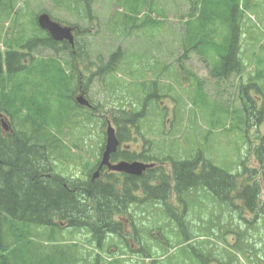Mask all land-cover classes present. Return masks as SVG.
<instances>
[{
  "label": "rangeland",
  "instance_id": "obj_1",
  "mask_svg": "<svg viewBox=\"0 0 264 264\" xmlns=\"http://www.w3.org/2000/svg\"><path fill=\"white\" fill-rule=\"evenodd\" d=\"M85 1L81 0L79 5H89L91 13L87 16L75 3L69 4L66 0L65 3L69 6L67 8L78 9V12L71 15L69 13L71 11H68L69 9L64 5L55 8L50 0H16L11 19L5 12L9 1L1 2L0 50L2 52L5 48H15V44L26 43L35 35L42 37L40 34L43 33L35 27L34 19L40 13H47L52 19L74 27L78 34L76 40L79 45L85 47L86 57L91 61L93 73L97 67L107 64L108 55L118 47L124 51V62L119 65V70L105 75L107 77L96 76L99 82L93 80L89 87L86 98L96 107L91 120H78L77 126L80 123L84 124L78 127L67 121L62 134L52 130L59 136L58 145L63 154L55 159L58 151H53L52 172L65 178L86 180L103 145L105 130L103 120L110 121V116L116 115L114 112L116 110L125 109L133 112L131 101L136 104L135 109L140 110L146 95L159 94L157 99L149 100L145 104V114L140 118L139 128L137 132L133 131L132 137L135 141L127 143L130 149L137 153L148 150L153 155L156 153L159 159L168 161L175 160L178 156L189 158L199 154L202 162L208 160L214 166L231 174H239L238 187L254 185L259 193L258 202L261 206L264 205L263 164L258 161L255 153V149L259 146V138L264 135V120L256 126L248 128L242 126V123L246 121L243 111L244 108L249 107L250 101L246 98L247 96L242 98L240 90L241 87H246V94L253 101V105L255 104L258 109L264 107V0H240L244 8L243 21L240 22V60L244 66L240 75L221 82L209 77L208 66L196 54H188L186 59L182 58L181 37L184 27L182 22L184 23L190 13L189 0H153L151 15L147 13L151 1L148 0L149 2L144 5H142L143 1L140 2L138 6L142 5L143 8L139 12L141 18L138 20L141 22L147 14L148 18L144 19L149 21V24L142 25L139 22L137 29L126 30L124 33L119 28L118 20H115L114 26L111 24L114 18L111 14L116 11L118 13L113 0ZM156 20L162 24L156 25ZM85 29L89 30L87 34H92L93 39L84 37ZM32 54L36 59L50 58L53 55L50 51L40 48L34 50ZM98 55L101 60L96 61ZM67 58V56L59 55L56 59L65 63ZM190 75L202 82L201 90L197 87L196 81L190 79ZM153 80L157 83H151ZM140 82L144 83V87H139ZM163 111L166 112L165 116ZM84 112L86 111L75 109L72 114H86ZM232 112L235 114L233 115ZM3 119L7 126L13 127L10 118L5 119L4 116ZM252 121H248V124L251 125ZM15 128L19 130L18 126ZM171 144L172 147H170ZM174 146L176 149L173 148ZM156 164L158 167H163L164 174L167 175L168 180H171L169 166L158 160ZM197 191L200 190H192L182 195L188 206L184 211L179 208L178 210H181L179 213L175 211L177 219L182 221V224H187L186 229H182L186 231L184 236L180 234L178 230L180 227L177 228L173 217L168 218L159 205L154 206L153 203L144 202L141 199L138 201L140 202L138 206L131 208L130 211L131 219L135 222V230L128 228V232L135 235V246L129 240L132 238L131 235H128L129 242L126 244L122 243L120 238L118 240L107 237L104 244L106 248H103H109L113 257L123 258L121 261L118 260L117 264H151L152 260L161 262V257L164 255L162 253L176 244L177 248L169 251L171 257H167L170 259L168 264H183L179 259L184 253H189L186 245L197 247L200 240L197 236L192 240L188 239L186 244L182 240L189 233L196 231L194 225L198 224H189V222H196L199 216L205 217V226L211 228L210 223L219 216L221 226L226 229L217 231L215 227H212V230L225 240L218 242L212 237L202 238L207 240L206 246H209L214 254L222 252L229 255L235 254L237 258L228 257L235 261L234 264H248L243 254L233 253L231 246L234 245V236L225 237V235L233 230L245 232L250 236L252 232V241L256 247H259L257 257L264 261V250H261L264 231L258 233L257 226H253V224L257 225L254 222L256 214L249 216L240 202L236 203V205L239 204L236 207L228 204L222 209L217 201L208 197L204 199L208 196L205 191L201 192V195H196ZM171 194L167 202L169 203L172 199L173 205L177 206L173 189ZM202 195H205L202 199L203 204L199 205L198 200ZM211 195L215 200H223V196H217L213 192ZM222 210L231 213L237 222L233 221L230 214L223 213ZM241 216L251 218L253 220L251 225H245L246 221ZM2 225L1 229L8 234L11 224L5 222ZM31 230L37 235L46 233L39 228L31 227ZM56 238V243H65L66 247L70 246V242H75L78 245V253L89 264L93 263L96 248L84 244L85 231L62 230ZM9 241L11 239L8 236L6 242ZM141 248L145 253L152 254V257L150 259L138 257L136 253L142 250ZM100 255L103 258L107 257L104 251H100ZM28 260L29 257H25L22 261ZM9 261L12 262V256L8 258L7 262ZM163 264H167L166 260ZM185 264H196V262L191 260V263Z\"/></svg>",
  "mask_w": 264,
  "mask_h": 264
},
{
  "label": "trees",
  "instance_id": "obj_2",
  "mask_svg": "<svg viewBox=\"0 0 264 264\" xmlns=\"http://www.w3.org/2000/svg\"><path fill=\"white\" fill-rule=\"evenodd\" d=\"M63 1L51 0L54 5H60ZM142 1V5L149 2L115 0L117 6L127 12L122 22L124 29L138 28L137 17L143 8L138 4ZM150 1L151 6L147 11L149 15L153 14L154 4L153 0ZM189 1L190 13L187 20L182 22L184 26L181 37L182 58L186 59L188 54H196L208 66L209 77L216 81H227L231 76L240 74L243 67L239 55L240 22L243 18L240 0ZM85 7L86 15H89L88 4ZM145 17L148 18L147 14ZM144 18L141 24H149ZM155 22L156 25L162 24L158 20ZM16 47L24 52L15 51L13 48H9L4 54L0 52V114L21 120L19 124L16 122L19 130L12 129L10 133L4 132L0 125V264H47L46 262L60 264L58 247H51L46 253L47 249L44 248L43 242L39 241L41 235L33 233L31 227L43 228L48 233L43 238L45 243L54 242L57 233L63 229L61 224H66V228L79 232L85 231L86 238L89 236L87 243H95L97 239L100 242L107 234H118L121 227L112 223V217L124 214L128 206L136 204L139 193L143 196L144 202L165 206L171 191V183L178 194L205 188L217 196L223 195L224 200L221 199L220 203L224 206L225 200L233 199L231 194L233 191H240L237 197L243 199L246 205L251 204L250 200L257 195L254 185L238 187L239 174H231L207 160H204L201 169H198L199 163H202L199 154L190 159L172 160L171 180H168L161 168L151 169L139 178L124 177V180L107 177L104 180L91 181L89 177L81 180L53 174L49 167L52 161L47 157V149L53 152L58 151L60 147L58 139L51 133L52 130L58 132L66 120L73 124L74 120L83 118L81 114H73L71 117L73 103L70 94L77 68L70 63L85 58L84 48L73 50L67 44L60 46L49 37L44 39L34 37L33 40L18 44ZM39 47L49 49L55 55L67 52L66 69L69 75L65 74L66 69L59 66L55 59H35L31 54ZM123 56L124 52L118 47L109 55L107 64L98 68L95 76L102 77L115 72ZM26 58L30 60L28 64ZM190 76L201 90L202 82ZM27 86L29 90H26ZM244 89L245 97L247 94ZM246 98L250 105L244 108L246 121L242 126L248 128L263 122L264 107L258 109L248 96ZM23 110L26 111L25 114ZM142 116V113L124 109V116L120 120L114 118L113 122L120 126L121 131L136 127ZM248 121H252V124L249 125ZM118 138L119 140L123 138L120 132ZM258 145L255 153L258 161L263 164L264 177V136L259 138ZM118 157L114 155L112 159ZM124 157L128 159L127 154ZM139 158L148 160L144 154ZM46 173L50 177H46ZM218 190L226 192L221 193ZM5 222H11L12 225L8 234L1 229ZM8 236L11 241L6 242ZM61 254L64 258L67 252L62 250ZM11 256L12 262L8 263L7 260ZM25 257H29L27 262L22 261Z\"/></svg>",
  "mask_w": 264,
  "mask_h": 264
},
{
  "label": "water",
  "instance_id": "obj_3",
  "mask_svg": "<svg viewBox=\"0 0 264 264\" xmlns=\"http://www.w3.org/2000/svg\"><path fill=\"white\" fill-rule=\"evenodd\" d=\"M37 22L40 28L46 30L51 38L55 41H63L66 40L70 44L73 43V37L71 35V30L69 28L61 27L59 24L52 22L46 14H42L38 17ZM81 105H87L85 101L82 99L77 100ZM4 129L5 126L3 125ZM117 146V141L114 137V132L112 129H108L107 131V146L106 152L103 155L102 165H108V156L111 152L115 150ZM147 168L146 165L140 163H132L130 165L125 163H120L116 166H109V169L116 172H125L131 175L139 176L142 171Z\"/></svg>",
  "mask_w": 264,
  "mask_h": 264
},
{
  "label": "flooded vegetation",
  "instance_id": "obj_4",
  "mask_svg": "<svg viewBox=\"0 0 264 264\" xmlns=\"http://www.w3.org/2000/svg\"><path fill=\"white\" fill-rule=\"evenodd\" d=\"M249 216L256 214L254 222L258 224H264V205H253L247 208H243ZM247 222H253L251 218L246 217Z\"/></svg>",
  "mask_w": 264,
  "mask_h": 264
},
{
  "label": "bare ground",
  "instance_id": "obj_5",
  "mask_svg": "<svg viewBox=\"0 0 264 264\" xmlns=\"http://www.w3.org/2000/svg\"><path fill=\"white\" fill-rule=\"evenodd\" d=\"M86 2V1H85ZM55 3H56V1H55ZM89 6V5H88ZM202 7V6H201ZM201 14V13H200ZM208 24V23H207ZM217 29V28H216ZM202 30V29H201ZM199 32V31H198ZM235 32H236V30H235ZM231 35V34H230ZM194 36H196V35H194ZM200 36H202V34L200 35ZM232 36V35H231ZM200 38V37H199ZM217 56V55H216ZM213 66V65H212ZM212 77V76H211ZM226 80V79H225ZM218 81H220V80H218ZM221 82V81H220ZM264 112V111H263ZM264 115V114H263ZM263 121V120H262ZM124 126V125H123ZM123 139V138H122ZM33 151V150H32ZM40 157V156H39ZM48 157V156H47ZM61 157V156H60ZM38 158V157H37ZM42 158V157H41ZM64 158V157H63ZM39 159V158H38ZM45 163V162H44ZM39 166V165H38ZM49 167H51V166H49ZM50 169H53V167H51ZM47 170V169H46ZM229 170V169H228ZM43 172H45V171H43ZM212 172V171H211ZM40 175V174H39ZM46 175H47V173H46ZM224 175V174H223ZM259 175V174H258ZM257 175V176H258ZM176 176V175H175ZM221 178V177H220ZM52 180V179H51ZM228 181V180H227ZM52 182V181H51ZM189 182V181H188ZM229 183V182H228ZM55 184V183H54ZM190 184V183H189ZM198 184V183H197ZM178 185V184H177ZM184 185V184H183ZM187 185V184H186ZM180 186V185H179ZM197 186V185H196ZM53 187V186H52ZM55 187V186H54ZM181 187V186H180ZM186 187V186H185ZM190 187V186H189ZM188 187V188H189ZM63 188V187H62ZM65 189V188H64ZM73 189V188H72ZM86 189V188H85ZM93 190V189H92ZM186 190V189H185ZM220 190V189H219ZM218 190V191H219ZM94 191V190H93ZM131 192V191H130ZM219 192H221V191H219ZM222 192H224L223 190H222ZM221 192V193H222ZM226 192V191H225ZM224 192V193H225ZM216 193V192H215ZM72 194V193H71ZM70 194V195H71ZM98 194V193H97ZM86 195V194H85ZM95 195V194H94ZM105 195V194H104ZM72 196V195H71ZM110 196V195H109ZM130 196V195H129ZM128 196V197H129ZM219 196H221V195H219ZM223 196V195H222ZM73 197V196H72ZM78 197V196H77ZM226 197V196H225ZM101 198H103V197H101ZM156 198V197H155ZM223 198V200H224V197H222ZM221 198V199H222ZM230 198V197H229ZM131 199V198H130ZM153 199V198H152ZM227 199V198H226ZM76 200V199H75ZM227 200H229V199H227ZM99 201V200H98ZM97 201V202H98ZM155 201V200H154ZM164 202V201H163ZM76 203V202H75ZM99 203V202H98ZM107 203V202H106ZM125 203V202H124ZM123 203V204H124ZM100 204V203H99ZM82 206V205H81ZM73 207V206H72ZM104 207V206H103ZM118 207V206H117ZM100 208V207H99ZM122 208V207H121ZM125 208V207H124ZM105 209V208H104ZM110 209V208H109ZM47 211V210H46ZM65 211V210H64ZM107 211V210H106ZM31 212H32V210H31ZM96 212V211H95ZM124 212V211H123ZM83 213V212H82ZM101 213V212H100ZM46 214H47V212H46ZM55 214V213H54ZM65 214V213H64ZM70 214V213H69ZM47 216V215H46ZM74 216V215H73ZM44 217V216H43ZM91 217V216H90ZM96 217V216H95ZM103 217V216H102ZM46 218V217H45ZM104 218V217H103ZM44 219V218H43ZM75 219V218H74ZM49 220V219H48ZM107 220V219H106ZM76 221L78 222V220L76 219ZM81 221V220H80ZM110 221V220H109ZM103 222V221H102ZM111 222V221H110ZM112 224V223H111ZM79 225V224H78ZM98 225V224H97ZM104 226V225H103ZM102 226V227H103ZM86 227V226H85ZM60 229V228H59ZM107 229V228H106ZM102 230V229H101ZM100 231V230H99ZM104 232V231H103ZM92 233V232H91ZM102 233V232H101ZM109 233V232H108ZM150 233V232H149ZM104 234H102V236H103ZM149 237H150V235H149ZM100 239V238H99ZM98 240V239H97ZM106 241V240H105ZM140 243V242H139ZM183 245V244H182ZM169 246V245H168ZM114 248V247H113ZM117 248V247H116ZM109 249V248H108ZM119 249V248H118ZM113 250V249H112ZM147 252V251H146ZM150 252V251H149ZM120 254H121V252H120ZM117 257V256H116ZM66 261V260H65ZM121 261V260H120ZM130 261V260H129ZM123 262V261H122ZM47 264H48V262H46Z\"/></svg>",
  "mask_w": 264,
  "mask_h": 264
}]
</instances>
